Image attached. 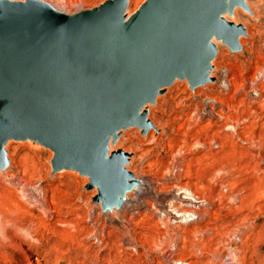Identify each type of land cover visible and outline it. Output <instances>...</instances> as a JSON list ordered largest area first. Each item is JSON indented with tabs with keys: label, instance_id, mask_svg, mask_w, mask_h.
Instances as JSON below:
<instances>
[{
	"label": "rangeland",
	"instance_id": "1",
	"mask_svg": "<svg viewBox=\"0 0 264 264\" xmlns=\"http://www.w3.org/2000/svg\"><path fill=\"white\" fill-rule=\"evenodd\" d=\"M39 1L63 14L73 15L98 10L110 0ZM145 1L128 0V13L136 11ZM251 1L256 11L244 2L238 5L244 8V16L227 21L244 27L245 33L239 36V50L232 51L226 43L216 49L210 61L213 80L192 87L186 77H175L170 85L162 88L154 103L141 107L140 113L146 114L152 126L147 131L137 125L119 129L116 140L108 148V156L117 151L128 155L129 161L124 167L142 183L135 188L144 191V200L151 202V196L160 195L154 190L159 185L154 184L160 183L163 177L169 182L166 185L186 182L196 192L218 199L213 200V212L211 217H206V224H192L186 229L182 228L181 219L173 224L181 227L179 238L174 240L176 248L171 247L173 257L190 259L195 264H221V254L227 248L234 249L235 264H262L264 261V106L255 118L242 110L244 106L231 112L233 119H240L238 131H244L242 136L254 139L253 143L260 142L261 152L240 137H232L231 131L224 130V120L195 121L196 117H192L193 121H187L193 108L208 104L205 96L221 95L241 102L244 93L237 91V87L228 90L224 80L232 76L231 71L235 77L238 74L251 76L247 65L264 61V0ZM245 103L249 105L247 100ZM224 113L228 115L227 111ZM246 117H249L247 122L243 121ZM243 125L248 126L241 129ZM197 138L203 143L201 148L194 145L189 154L181 149L177 151L179 141L191 145ZM3 149L8 163L0 168V192L16 193L19 205L13 215L6 208V215L13 221L2 218L6 226L5 235L0 236V264H167V250L172 240L160 239L166 244L163 252L151 248L159 229L152 228V222L131 225L121 218L123 211L126 218L133 209L145 212L147 206L143 198L134 206L132 203L136 200L126 197L123 204H118V213H111L109 208H102V200L97 199L99 187L90 186V176L78 168L54 170V151L38 140L9 139ZM176 152L183 157L179 161L187 163L188 171L183 179L173 181L175 176H165V172ZM23 175L29 183L25 198L17 193L23 186L18 184ZM10 177L14 185L8 184ZM123 200L124 197L121 202ZM149 216L152 221L158 217L151 212ZM140 217L136 215L135 219ZM206 229L210 232L203 233ZM93 231L99 233L102 241L91 235Z\"/></svg>",
	"mask_w": 264,
	"mask_h": 264
},
{
	"label": "water",
	"instance_id": "2",
	"mask_svg": "<svg viewBox=\"0 0 264 264\" xmlns=\"http://www.w3.org/2000/svg\"><path fill=\"white\" fill-rule=\"evenodd\" d=\"M225 2L146 0L128 17V0L73 15L39 0H0V168L7 140L36 139L54 151V170L90 176L102 208L120 204L132 174L127 154L108 156L109 137L150 128L141 107L175 77L204 84L214 38L240 49L245 29L220 17Z\"/></svg>",
	"mask_w": 264,
	"mask_h": 264
},
{
	"label": "bare ground",
	"instance_id": "3",
	"mask_svg": "<svg viewBox=\"0 0 264 264\" xmlns=\"http://www.w3.org/2000/svg\"><path fill=\"white\" fill-rule=\"evenodd\" d=\"M243 1L249 6L248 8H252V9L256 8L255 4L252 3L251 0H243ZM225 3H226V9L224 12H222L220 14V17L224 21H228V19L234 20L235 18L237 19L239 17H240L239 19H241V17L244 16L242 14V11H245L243 7H239L238 5L232 6L231 0H226ZM59 7H60V5H59ZM136 11L131 12V13H128V11H127V16L129 17V16L133 15ZM253 11H256V10L254 9ZM242 40H243V38H242ZM213 43L215 44L217 50H219L220 44L224 45L223 44L224 42L220 39H215V40L213 39ZM210 68H212L211 64L209 65L208 68L205 69V72L207 73V76H208V80L204 84H201V85H206L207 83H209L213 80V78L211 77ZM246 69L248 72H252L251 76H246L244 74H238V76L235 77L233 71H231L232 76L224 80L227 83L228 90H230L234 87H237V91H242L244 93V97L241 100V102H235L234 98H232V97H230V98L225 97L224 96L225 93H222V94H224L223 95L224 97H220L221 95L218 97L217 96L216 97L205 96L206 99L208 100V104L205 107H202V106L197 107L196 106L195 108H193V113L190 115L191 117H188L187 121H193L192 117L193 118L196 117L195 121H199V120H202L205 118L206 119L207 118L208 119L216 118L215 122H218L220 120H224L223 121V124L225 126L224 130L231 131L232 137H234V136L240 137V140L242 139L243 141H245L244 143H248L249 145L254 146V148H257L258 151L261 152V149H262L261 143L258 141H256V142L254 141V143H253L252 140H254V139H252V138L248 139L246 137H243L242 134L244 133V131H238V128H240V126H238L239 125L238 122L240 121V119H233L231 117L232 111L237 112L240 109L239 107L244 106L245 109H242V110L246 113L248 112L251 117L255 118V117H257L258 110L261 109L262 106H264V61H260L259 64H257L256 62H253L251 65V63H250L247 65ZM162 88H160V92H161V90H163ZM234 94H235V92H234ZM227 99H228V101L230 100L229 103L231 102L233 104L229 105L228 103H226ZM246 100L249 102V105H245ZM260 101L262 102L261 104L259 103ZM237 104H238V106H237ZM251 106L254 108H252ZM141 110H142V108H141ZM145 110H148L147 107L145 108ZM226 111L228 112L227 116L224 115L225 114L224 112H226ZM248 118L246 117L243 121L247 122ZM148 122H150V121H148ZM137 126L139 128H143L144 131H147L149 129V128L145 129L144 127H141L140 125H137ZM247 126L248 125H243V126H241V129H245V128H247ZM185 137H187V136L185 135ZM111 138L112 137H110V139H109V145H108L109 149H110L111 144L114 141V140H111ZM187 139H190V137ZM249 140L251 142H249ZM201 141H203V140H201ZM179 142H180V144L178 143L179 145L176 147L177 151H178V149H181V151L183 153L185 152L186 154L190 153V151L192 150L194 145L195 146L199 145L200 148L203 145V143H200V139H198V138H197V140H194L193 144H191V145H188L183 140L179 141ZM172 157H173V159L171 161L172 163L169 167H167V170H166L167 172H165L166 173L165 176L166 175H173V176H175V179H173V181L179 180V179L181 180V179H183L184 175L187 174V171H188L187 163H185L183 161H179V159H183V157L181 156L180 153L176 152L175 155ZM128 161H129V159H128ZM71 168H73V167H71ZM176 176H179V177L176 178ZM27 177H28V175H27ZM163 178H165V177H163ZM163 178H162V181H160V183L154 184V185H159L157 187H154V190L156 192L160 193V195L151 196L150 198L152 199V201L150 202L148 200H144L143 197L146 195H144V191L142 192L140 190V187L137 189L135 188V187H137V185H139V184L141 185L142 183H139L138 178H136L132 174V178L128 179L129 182H132V187L128 192H130V191H132V192H130L129 194H128V192H126V194L124 195V200L120 204H123L124 201L126 200V197H127L128 200H130L132 198L136 200L135 203H132L135 206L136 204H139L143 198V202L147 206L146 207L147 210L143 213L142 212L139 213L137 210L133 209L131 215H129L128 218L125 217V213H124L125 211H123L121 218H123L125 222L130 223L131 225L132 224L137 225L139 223L140 224L147 223V225H149L152 222L153 223L152 228H154L156 230L162 229V230H160V231L158 230L156 232L154 241H152V243H151L152 244L151 248H155V249L157 248V249H159V251H162L163 247L166 244L160 242V239L162 237L163 238L168 237L169 239H171L172 241L170 243L169 249L167 250V252H168L167 264L168 263L169 264H195L190 259L182 260L180 258H174L173 257L171 247L174 246V248H176V245L174 244V240L179 238V235L181 234V232L179 231V228H181L180 225H178V224L173 225V224L178 219H181V222L184 225L182 227L183 229H186L187 226H191L192 224H195V226H197L196 224H202V223L206 224V222L208 220L206 217L207 216L211 217L210 214L213 212L211 209V205H212L213 200L215 198L211 199L210 197L206 196L205 194L196 192L194 189H192L191 185H189L186 182L177 183L174 181L172 184L166 185V183H169V182H167L166 180L164 181ZM10 179L11 180L8 182V184L14 185L15 184L14 179L11 177H10ZM25 179L26 178L24 175L18 179V182H19L18 184L22 183L24 187L23 186L19 187V189L17 191V193H20V195L23 196L24 198H25L24 193L26 192V189L28 188L27 185L29 184L28 180L25 181ZM149 184H151V183H149ZM20 195H18V196H20ZM16 196L17 195L14 192H9L8 194H4V193L0 192V236L5 235L6 223L2 220V218H8L9 221H13V218L11 216L8 217L6 215V212H5L6 208H7L8 212L10 213V215L16 214L18 212V208H17L18 202L15 198ZM215 200L218 201V199H215ZM236 200H238V199H236ZM117 206H118V204L114 203V204H111L108 208H109L110 212L112 213V212L118 210ZM149 212H151V214H153V215L158 216L156 221H152L151 216L147 217V214H149ZM136 215L137 216L139 215L141 217L138 219H135ZM173 228H176L175 231L173 230ZM134 230H135V228H134ZM96 231H98V230H96ZM206 232H210V229H206L203 233H206ZM98 234H96L95 231H93L91 233V235H94L95 238H98L100 241H102L101 236H98ZM182 236H184V235H182ZM237 237H238L237 240L240 241V238L238 235H237ZM147 247H149V246H147ZM147 247H146V249H147ZM153 251H157V250H153ZM221 255L223 256L221 258V260L223 259L221 264H235V263H237L236 253H235L233 248L232 249L227 248ZM162 257H163V255H162ZM262 264H264V261L262 262Z\"/></svg>",
	"mask_w": 264,
	"mask_h": 264
}]
</instances>
